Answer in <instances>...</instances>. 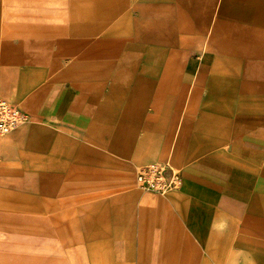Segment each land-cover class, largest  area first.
I'll return each mask as SVG.
<instances>
[{"label": "crops", "instance_id": "crops-1", "mask_svg": "<svg viewBox=\"0 0 264 264\" xmlns=\"http://www.w3.org/2000/svg\"><path fill=\"white\" fill-rule=\"evenodd\" d=\"M0 24V96L31 116L0 190L171 160L179 189L96 203L121 264H264V0H0Z\"/></svg>", "mask_w": 264, "mask_h": 264}, {"label": "rangeland", "instance_id": "rangeland-1", "mask_svg": "<svg viewBox=\"0 0 264 264\" xmlns=\"http://www.w3.org/2000/svg\"><path fill=\"white\" fill-rule=\"evenodd\" d=\"M105 156L104 167L84 171L78 169L85 167H58L63 168V177L52 194L33 197L20 188H1L0 214L9 218L0 230V240L22 237L25 242L22 247L0 248V264H121L110 244L125 242L129 236L123 229L114 236L112 220L103 219L111 214L97 209L96 203L128 192L156 194L133 186L139 163L132 165L123 158L113 163L118 158L108 149ZM98 168L104 177L95 172ZM6 173L1 171V175Z\"/></svg>", "mask_w": 264, "mask_h": 264}, {"label": "built area", "instance_id": "built-area-1", "mask_svg": "<svg viewBox=\"0 0 264 264\" xmlns=\"http://www.w3.org/2000/svg\"><path fill=\"white\" fill-rule=\"evenodd\" d=\"M31 116L0 96V135H5L27 123ZM183 182V172L171 160L154 161L135 169V187L143 191L165 195L179 189Z\"/></svg>", "mask_w": 264, "mask_h": 264}]
</instances>
